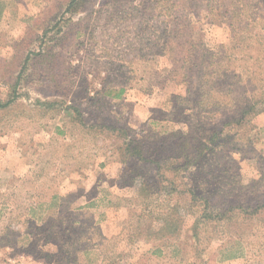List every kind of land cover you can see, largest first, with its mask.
Returning <instances> with one entry per match:
<instances>
[{
    "label": "rangeland",
    "instance_id": "1",
    "mask_svg": "<svg viewBox=\"0 0 264 264\" xmlns=\"http://www.w3.org/2000/svg\"><path fill=\"white\" fill-rule=\"evenodd\" d=\"M0 102V264H264V0H0Z\"/></svg>",
    "mask_w": 264,
    "mask_h": 264
},
{
    "label": "crops",
    "instance_id": "2",
    "mask_svg": "<svg viewBox=\"0 0 264 264\" xmlns=\"http://www.w3.org/2000/svg\"><path fill=\"white\" fill-rule=\"evenodd\" d=\"M79 171V170H78ZM131 235L130 237L127 235V238L125 239L128 243V241H131ZM124 240V238H123ZM132 242V241H131ZM134 242H132L133 244ZM156 242L154 241V238L150 239V240H146V241H139L137 243H134V250L138 252V256H137V261L138 264H158V258L160 255V250L158 248V246H156L155 244ZM122 257L120 258V262L118 261L117 263H113L110 260V263L108 264H128L125 263V254L123 253L121 255Z\"/></svg>",
    "mask_w": 264,
    "mask_h": 264
},
{
    "label": "trees",
    "instance_id": "3",
    "mask_svg": "<svg viewBox=\"0 0 264 264\" xmlns=\"http://www.w3.org/2000/svg\"><path fill=\"white\" fill-rule=\"evenodd\" d=\"M191 2H192V0H191ZM176 36L177 37H179L180 35L178 34V33H176ZM4 105H6V103H2V102H0V106H4ZM206 203V205H205V207H207V203H208V200L205 202ZM261 202H256L255 203V205H259ZM264 202H262V204H263Z\"/></svg>",
    "mask_w": 264,
    "mask_h": 264
}]
</instances>
